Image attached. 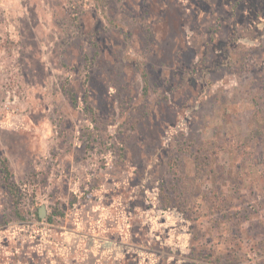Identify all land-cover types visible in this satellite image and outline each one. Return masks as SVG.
I'll list each match as a JSON object with an SVG mask.
<instances>
[{"label":"rangeland","instance_id":"rangeland-1","mask_svg":"<svg viewBox=\"0 0 264 264\" xmlns=\"http://www.w3.org/2000/svg\"><path fill=\"white\" fill-rule=\"evenodd\" d=\"M0 264H264V0H0Z\"/></svg>","mask_w":264,"mask_h":264},{"label":"trees","instance_id":"trees-1","mask_svg":"<svg viewBox=\"0 0 264 264\" xmlns=\"http://www.w3.org/2000/svg\"><path fill=\"white\" fill-rule=\"evenodd\" d=\"M5 174L7 175V179H9L8 176H10V171H9V169H8V166L5 167ZM9 188L11 189V192H12V193L15 191V190L12 189L11 186H10ZM38 216L40 217L39 214H38ZM53 217H54V216H53ZM49 221H53V219L51 218V219H49Z\"/></svg>","mask_w":264,"mask_h":264},{"label":"water","instance_id":"water-1","mask_svg":"<svg viewBox=\"0 0 264 264\" xmlns=\"http://www.w3.org/2000/svg\"><path fill=\"white\" fill-rule=\"evenodd\" d=\"M46 214H47V210L45 207H42L39 211V215H40V218H44L46 217Z\"/></svg>","mask_w":264,"mask_h":264}]
</instances>
